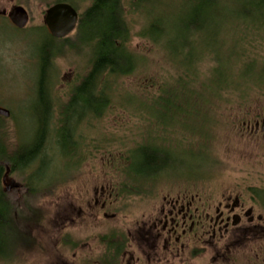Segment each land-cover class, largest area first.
Wrapping results in <instances>:
<instances>
[{
  "label": "rangeland",
  "instance_id": "1",
  "mask_svg": "<svg viewBox=\"0 0 264 264\" xmlns=\"http://www.w3.org/2000/svg\"><path fill=\"white\" fill-rule=\"evenodd\" d=\"M63 1L79 14L92 4ZM195 1L153 0L142 10L126 1L137 69L114 79L112 104L102 118L93 121L86 113L77 125L80 148L69 171L54 139L48 143L55 159L44 181L58 182L30 195L23 187L28 173L6 178L3 188L25 237L0 264H104L101 242L111 235L128 240L111 264H264V209L257 197L264 193V133L248 128L264 121V92L253 87L258 79L264 82V15L255 12L257 23L250 24L230 9H211L212 23L194 32L178 21ZM16 6L30 16L22 30L8 17ZM50 6L40 0H0V108L11 113L0 117V134L13 149L34 138L39 116L46 117L42 99L52 102L53 121L60 120L92 66L90 49L69 47L77 43V30L51 40L44 24ZM157 14L167 22L161 37L167 53L140 35ZM46 45L62 48L50 62L41 93ZM70 116V126L73 121L76 126L75 114ZM53 123L51 137L60 125ZM151 145L170 150L171 163L164 175L140 183L128 171L142 167L135 149ZM178 197L196 198L193 209L205 207L213 216L220 203L236 198L252 212L216 241L193 233L172 248L161 230Z\"/></svg>",
  "mask_w": 264,
  "mask_h": 264
},
{
  "label": "trees",
  "instance_id": "2",
  "mask_svg": "<svg viewBox=\"0 0 264 264\" xmlns=\"http://www.w3.org/2000/svg\"><path fill=\"white\" fill-rule=\"evenodd\" d=\"M40 1L50 6L53 0ZM54 1V4L67 3L63 0ZM126 1H132V6L141 10L147 3L153 2V0H92L91 6L83 14H79V23L76 29L77 43L70 45L69 42L68 44L71 50L90 49L92 66L86 77L72 92L69 104L62 109L60 120L53 121L52 102L48 103L45 98L42 99L41 104L46 110H42L41 114L43 115L45 112L47 120L41 115L39 116L37 132L31 142L18 145L13 149L7 144L6 138L0 134V261L10 260L14 250L19 247L25 237L19 225L20 215L14 203L8 198V192L3 188L6 178L14 174L28 173L23 187L30 195L58 182L57 178L51 184L44 181L46 174L44 172L48 170L51 161L55 159V153L47 152V146L53 142L52 138L56 145L55 151L58 149L62 151L69 171L71 165L77 163L75 155L77 147L78 150L80 148L75 140L77 125L85 119L86 113L91 115L93 121L102 118L112 104L111 92L114 79L129 77L137 69V57L129 49L132 30L126 18ZM157 1L159 4L165 3L161 0ZM193 6V9H189V12L179 19L178 24L192 29L194 32H200L212 23V18L209 15L211 9L215 11L230 9L234 16L240 20L243 19L246 21L245 23L250 22V24L257 23V19L253 18L255 12L264 15V0H197ZM75 9L77 10V8ZM163 18H165L164 14L153 15L152 21L150 20L140 35L150 38L157 47L167 53L168 47L165 42L161 41V37L167 33V22ZM50 38L58 42L52 37ZM61 48L46 45L42 49L41 93L47 86L50 62L60 54ZM253 87L264 92V82L261 83L259 79ZM74 109H79L82 113H77ZM74 114L75 118L73 119H77L76 126L73 121L71 127L69 116L72 118ZM53 122H60V125L57 134L55 133V136L51 137L49 129L54 125ZM135 150L141 152L143 161L140 169L138 168L134 172L128 171L130 175L135 173V176L133 175L135 180L141 178L140 183H144L166 173L165 169L171 163L170 150L153 145L151 147L141 146ZM257 197L261 207L264 208V193L258 194ZM127 242L128 240L122 236L120 240H117L114 235L104 236L101 242L106 249L104 264H111L120 258L126 250Z\"/></svg>",
  "mask_w": 264,
  "mask_h": 264
},
{
  "label": "flooded vegetation",
  "instance_id": "3",
  "mask_svg": "<svg viewBox=\"0 0 264 264\" xmlns=\"http://www.w3.org/2000/svg\"><path fill=\"white\" fill-rule=\"evenodd\" d=\"M248 128L254 133L259 131L264 133V121H257L255 125H248ZM195 199L188 201L186 198L178 197L172 200L171 211L163 219L161 232L167 236L165 241L172 248H176L175 243L181 242V239H187L193 233L196 237H209L216 241L217 238L227 235L231 228L239 226L242 218L249 217L252 212L245 208L239 198H236L233 203L230 199L225 205L223 202L220 203L213 216L205 207L193 209Z\"/></svg>",
  "mask_w": 264,
  "mask_h": 264
},
{
  "label": "water",
  "instance_id": "4",
  "mask_svg": "<svg viewBox=\"0 0 264 264\" xmlns=\"http://www.w3.org/2000/svg\"><path fill=\"white\" fill-rule=\"evenodd\" d=\"M11 23L19 30L29 23L28 11L22 6H16L8 15ZM79 23V12L68 3H56L46 11L44 24L52 38L61 40L70 36ZM10 111L0 108V117L9 118Z\"/></svg>",
  "mask_w": 264,
  "mask_h": 264
}]
</instances>
